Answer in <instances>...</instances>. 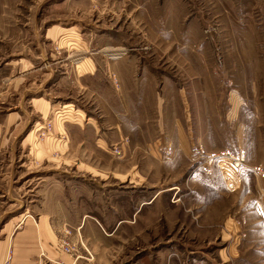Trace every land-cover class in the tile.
Returning a JSON list of instances; mask_svg holds the SVG:
<instances>
[{
	"label": "rangeland",
	"instance_id": "1",
	"mask_svg": "<svg viewBox=\"0 0 264 264\" xmlns=\"http://www.w3.org/2000/svg\"><path fill=\"white\" fill-rule=\"evenodd\" d=\"M260 173L264 0H0V264H262Z\"/></svg>",
	"mask_w": 264,
	"mask_h": 264
},
{
	"label": "crops",
	"instance_id": "2",
	"mask_svg": "<svg viewBox=\"0 0 264 264\" xmlns=\"http://www.w3.org/2000/svg\"><path fill=\"white\" fill-rule=\"evenodd\" d=\"M94 70L95 69H93V71L91 70L90 72H91V76H94ZM82 76H84V75H81V78H82ZM183 99V98H182ZM229 105V104H228ZM184 106V105H183ZM230 107H231V105L228 107V109H230ZM184 109H183V115L185 116V106L183 107ZM232 112H233V107H231V114H232ZM233 115H235V107H234V112H233ZM234 117V116H233ZM232 123H234L235 125H236V127H237V139H238V136H239V131H240V129H239V124L238 123H236L234 120H232ZM185 125H186V123L184 122V127H185ZM176 131H177V133H178V135L180 136L182 133L184 134V127L181 125H177V123H176ZM240 134L242 135V132L240 131ZM205 135V132H204V134L202 135V137ZM199 140H200V137H199ZM223 150V149H222ZM221 151V150H220ZM219 150L218 151H212V152H210V153H207V154H211V153H218V152H220ZM223 166V165H222ZM224 167V166H223ZM222 173V172H221ZM223 174V173H222ZM235 175V174H234ZM223 176V175H222ZM256 178H257V176H256ZM223 179H224V176H223ZM258 179V178H257ZM256 184L257 185H255V184H252V186H248V192H250L251 193V195L253 196V195H255V193H254V189H256V191L257 192H259L260 194L257 196V194H256V199L254 200V203H255V205H254V210L255 209H257L256 210V214H257V223L259 224V226H260V228L258 229V230H256V231H252L251 233L253 234V237L256 235V237H255V239H253V240H249V241H246V248L247 249H249V252H251L252 254H254V253H259V254H261V261H262V264H264V180L262 181H258L257 180V182H256ZM234 185H236V186H234L235 187V189H237V188H239V187H241V181L240 180H238L237 182H236V180H235V182H234ZM248 185V184H247ZM253 187V188H252ZM53 189L54 190H56L57 189V186H54L53 187ZM54 190H51L52 192V194H50L51 196V200H47L46 202L48 203V202H51V203H54V202H58V200H59V203L60 202H62V199L59 197H57L56 195H57V191H54ZM260 197H262V202L260 201ZM68 202H69V199H66ZM52 219H55L54 217H51L50 215H49V213H45V214H43V215H41L39 218H38V223H39V221L41 222V224L42 225H40V228H42L43 229V231L46 233V234H43V235H47V238H53L54 236H55V233H54V229H53V227L50 225V223L48 224V223H45L44 221H47V222H49L50 220H52ZM85 218L83 217V219L82 220H80V222L82 221V223H83V221H84V224H85V220H84ZM232 220V219H231ZM42 222H44V223H42ZM84 224H83V227H84ZM234 227H236L237 228V223H235V222H231L230 223V230L232 231V233L234 232L235 234L237 233V229H235ZM69 228V230H71L72 232H75V231H77V230H81V228L80 227H77V228H74V227H68ZM41 230V229H40ZM58 231H62V228H59V230ZM42 234V233H41ZM259 237V238H258ZM235 244L236 243H233V245H232V247L233 248H235ZM231 251H234V253H235V250H231ZM233 258H236V256H233ZM255 261H257V260H252L251 261V263L252 264H255Z\"/></svg>",
	"mask_w": 264,
	"mask_h": 264
},
{
	"label": "built area",
	"instance_id": "3",
	"mask_svg": "<svg viewBox=\"0 0 264 264\" xmlns=\"http://www.w3.org/2000/svg\"><path fill=\"white\" fill-rule=\"evenodd\" d=\"M168 154H171V151L170 153L168 152ZM208 161L216 162L218 166L225 165V163H227L231 168H233L237 172L245 170L247 168V160L245 155L242 152H232L228 149L222 150L218 153L209 154ZM259 171V169L256 170L257 173ZM261 177H264V175L261 174ZM58 249L62 254L67 256H71L76 253L75 246L66 239H63L59 242ZM85 253L87 255L86 260L88 262H91L93 260L92 255L87 250H85ZM76 257L78 258V256Z\"/></svg>",
	"mask_w": 264,
	"mask_h": 264
}]
</instances>
